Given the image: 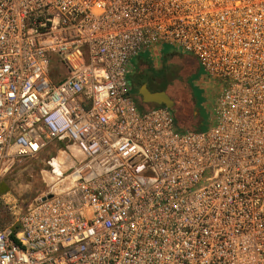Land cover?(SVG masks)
Instances as JSON below:
<instances>
[{"label": "built area", "instance_id": "built-area-1", "mask_svg": "<svg viewBox=\"0 0 264 264\" xmlns=\"http://www.w3.org/2000/svg\"><path fill=\"white\" fill-rule=\"evenodd\" d=\"M163 47L217 82L207 130L138 106ZM47 150L0 264H264V0H0V175Z\"/></svg>", "mask_w": 264, "mask_h": 264}, {"label": "rangeland", "instance_id": "rangeland-1", "mask_svg": "<svg viewBox=\"0 0 264 264\" xmlns=\"http://www.w3.org/2000/svg\"><path fill=\"white\" fill-rule=\"evenodd\" d=\"M163 47L154 55L142 51L128 69L132 94L146 84L152 90H164L179 106V115L194 119L192 129L205 131L213 121V108L218 93L217 82L207 77L192 56L175 53ZM55 70H52V72ZM52 151L21 159L14 168L0 175V227L14 224L25 206L48 189L50 176L45 160Z\"/></svg>", "mask_w": 264, "mask_h": 264}, {"label": "water", "instance_id": "water-1", "mask_svg": "<svg viewBox=\"0 0 264 264\" xmlns=\"http://www.w3.org/2000/svg\"><path fill=\"white\" fill-rule=\"evenodd\" d=\"M137 95L144 105L155 104L165 106L171 110H173L176 105L175 101L164 90L152 91L146 84L138 88Z\"/></svg>", "mask_w": 264, "mask_h": 264}, {"label": "trees", "instance_id": "trees-1", "mask_svg": "<svg viewBox=\"0 0 264 264\" xmlns=\"http://www.w3.org/2000/svg\"><path fill=\"white\" fill-rule=\"evenodd\" d=\"M171 51H172V49H171ZM175 53H181V52H179L177 50H173L169 54H175ZM196 64L198 65L197 61H196ZM157 90H162V89H156V90L152 89V91H157ZM154 106H157V105H155V104H151L150 105V107H154ZM172 112H173V114L175 116V120H176L177 127L180 128V129H192V127L197 124V122L194 119H190V118L184 119V118H182L179 115V106H178L177 103H176L174 109L172 110Z\"/></svg>", "mask_w": 264, "mask_h": 264}, {"label": "crops", "instance_id": "crops-1", "mask_svg": "<svg viewBox=\"0 0 264 264\" xmlns=\"http://www.w3.org/2000/svg\"><path fill=\"white\" fill-rule=\"evenodd\" d=\"M136 101H137V98H136ZM137 104H138V106H139L141 109H144V108H148V107H150V105H141V104L139 103V101H137Z\"/></svg>", "mask_w": 264, "mask_h": 264}, {"label": "flooded vegetation", "instance_id": "flooded-vegetation-1", "mask_svg": "<svg viewBox=\"0 0 264 264\" xmlns=\"http://www.w3.org/2000/svg\"><path fill=\"white\" fill-rule=\"evenodd\" d=\"M135 98H137V101H139V103H140L141 105H144V104L141 102L139 96H137V97H135Z\"/></svg>", "mask_w": 264, "mask_h": 264}, {"label": "bare ground", "instance_id": "bare-ground-1", "mask_svg": "<svg viewBox=\"0 0 264 264\" xmlns=\"http://www.w3.org/2000/svg\"><path fill=\"white\" fill-rule=\"evenodd\" d=\"M59 170H61L60 168H59ZM50 176V175H49ZM54 181V179L53 178H50V181H49V183H52Z\"/></svg>", "mask_w": 264, "mask_h": 264}]
</instances>
